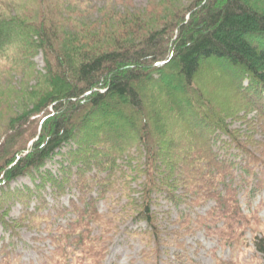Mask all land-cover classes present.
I'll return each instance as SVG.
<instances>
[{
    "label": "trees",
    "instance_id": "trees-1",
    "mask_svg": "<svg viewBox=\"0 0 264 264\" xmlns=\"http://www.w3.org/2000/svg\"><path fill=\"white\" fill-rule=\"evenodd\" d=\"M86 12L67 0H0V227L9 239L0 234V264L19 261L13 237L22 227L46 233L52 248L39 264L100 262L116 216L106 219L96 201L118 179L129 188L123 164L143 179L125 208L149 237L157 235L156 195L191 208L213 202L205 216L178 215V231L191 222L215 226L208 219L231 233L242 228L240 192L250 214L264 207V199L251 204L264 190V141L229 127L231 116L193 84L202 62H213L241 110L254 114L252 131L264 135V0H147L139 8L112 0L91 8L97 18ZM36 50L41 71L31 59ZM131 148L140 160L134 166ZM55 156L53 172L45 167ZM25 176L32 187H11ZM46 187L55 200L76 197L48 208ZM15 203L22 215L11 219ZM67 214L74 217L58 220Z\"/></svg>",
    "mask_w": 264,
    "mask_h": 264
},
{
    "label": "rangeland",
    "instance_id": "rangeland-1",
    "mask_svg": "<svg viewBox=\"0 0 264 264\" xmlns=\"http://www.w3.org/2000/svg\"><path fill=\"white\" fill-rule=\"evenodd\" d=\"M71 1L77 4L82 15L83 12L87 11L86 13H88L92 7L99 8L107 1L110 2L112 0H67V2ZM132 2L134 7L139 8L145 6L147 0H132ZM118 8L121 9V6L118 5ZM87 15L89 18L94 19L97 18L98 14L88 13ZM35 52L34 55L31 54V59L35 63L36 70L41 71L44 66L43 56L37 50ZM8 71H10L9 75H11L9 77H12L14 81L19 80L18 76H14V73L12 74L11 70ZM0 73L3 75L6 73L3 61L0 63ZM28 83L31 86L35 82L31 80ZM225 84L228 86L223 74L210 61L208 63L202 62L201 70L195 77L193 85L194 88L198 89L197 91L201 94L203 93L202 95L205 100L213 108L217 107L220 111H224L226 117L228 115L231 116L230 119L226 120L229 127L234 130L239 129V134L241 135L246 133L252 134L257 141H264V135L252 131L250 126L253 123L251 120L254 114L250 111L241 110L242 106L232 96V91ZM206 106L210 107L208 104ZM232 114L236 115V117L232 118ZM249 119L250 121L247 122ZM129 152L128 163L134 166L140 160H137L138 156L136 153H133L134 150L132 148L129 149ZM59 159L58 156H55L51 161L46 163L45 168L55 172L57 170L56 161ZM143 163L141 159L140 164ZM122 169L128 171L129 177L124 179L126 181L130 180L128 181L130 183L129 188L124 186L122 188V180L118 179L119 186L110 191L106 198H100L96 201L98 211L106 219L116 216L112 223V231L107 233V235L111 236L112 240L104 243L107 250L104 251V257L97 264H263V260L256 249L254 238L260 234V236L264 237V207L258 208L253 211V214H250L249 206L244 203V198L240 192L238 195L240 199L238 200L242 204L241 210L244 214L242 228H235L233 229V233H231V230H227L219 219H208L207 223L215 225L208 229L217 232L219 228H222V235L221 233L210 234L206 227L208 224H195L194 222H191L188 231H184V229L178 231L179 225L176 220L178 215L188 213L193 218L197 215L205 216L213 206V203L209 201L202 206L191 208L183 202L177 205L172 204L171 202H167L161 195H156L157 206L155 207V214H158V229L156 237L154 234L152 237H149L144 233L146 224L133 219L132 212L129 211L130 209L128 207L127 209L125 208L128 202L127 194H137L130 192L129 189L131 187L138 189L143 179H135L134 177H138L139 175L136 172H131V167L128 164H123ZM23 185L32 187V181L25 176L11 182V187L13 188L22 187ZM41 192L48 201V208H50L51 204L67 205L69 197H76V194L67 193V195L55 200L50 196V189L48 187L42 189ZM261 199H264V190L252 197L251 204L255 205ZM35 204L36 198L33 197L27 208L33 210ZM22 208L23 206L19 203L12 205L9 217L11 219L20 218ZM73 217V214H67L64 218H59L58 220L64 223ZM91 226L93 228L92 234L99 235L101 231L96 227L97 225L91 224ZM114 226L117 228L115 229ZM175 231H178V233ZM0 234L4 235L6 240H9L8 232L2 230L1 227ZM18 234V238L13 237V240L17 241L16 251L21 253V256L15 264H39L40 259H42L40 256L41 252L47 255L48 250L52 248L48 244L49 241L47 239L44 240L46 233L42 228L36 230L22 227ZM177 234H180V236H177ZM157 241L159 242V247ZM176 254L181 255V259L178 261ZM31 261L32 263H30ZM90 261V259H87L84 264H91Z\"/></svg>",
    "mask_w": 264,
    "mask_h": 264
}]
</instances>
